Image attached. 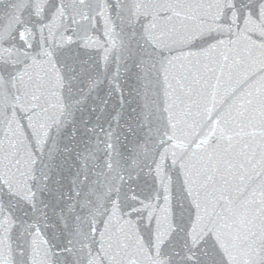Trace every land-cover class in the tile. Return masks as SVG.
<instances>
[{"label":"snow or ice","instance_id":"1","mask_svg":"<svg viewBox=\"0 0 264 264\" xmlns=\"http://www.w3.org/2000/svg\"><path fill=\"white\" fill-rule=\"evenodd\" d=\"M0 264H264V0H0Z\"/></svg>","mask_w":264,"mask_h":264}]
</instances>
